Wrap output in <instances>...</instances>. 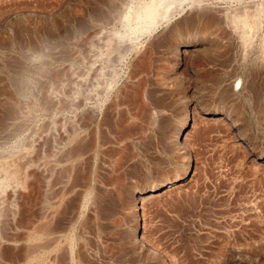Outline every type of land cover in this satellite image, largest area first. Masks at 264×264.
I'll return each mask as SVG.
<instances>
[{"label":"rangeland","instance_id":"obj_1","mask_svg":"<svg viewBox=\"0 0 264 264\" xmlns=\"http://www.w3.org/2000/svg\"><path fill=\"white\" fill-rule=\"evenodd\" d=\"M136 1L0 0V264H66L65 249L80 243V264H158L136 248L128 204L159 182L142 193L139 232L165 264H264V71L251 65L256 52L244 62L231 53L219 20L181 22L159 41L138 75L151 105L142 121L130 116L138 130L110 132L85 151L77 120L65 125L56 152L41 158L50 188L42 177L34 190L36 140L53 115L78 113L82 49ZM262 2L254 0L259 36ZM176 40L200 49L174 69ZM239 79L242 90L231 91ZM185 106L194 116L185 130L190 172L172 182L184 164L172 136Z\"/></svg>","mask_w":264,"mask_h":264},{"label":"bare ground","instance_id":"obj_2","mask_svg":"<svg viewBox=\"0 0 264 264\" xmlns=\"http://www.w3.org/2000/svg\"><path fill=\"white\" fill-rule=\"evenodd\" d=\"M234 1L237 2L234 5H218L213 2V0H138L133 2V4L129 3L130 5L128 7L126 6L127 9L122 14L118 27H111L109 31L99 34L94 41H92L93 45L91 47H87L84 50L82 49L83 53L81 52L82 56L80 60L81 77L79 82V100L77 102L78 113L71 118L68 116L57 118L55 115L50 117L48 121V132L35 142V166L32 175L34 177V190H36V194H38L42 177L43 179L45 178L44 186L50 188L51 168L49 163L41 158L43 157V154L47 155L45 152H48V155H50L49 152L52 153L55 151V148L57 147L56 140L59 135L61 137L65 130L63 129L65 125H72L75 123L74 121L77 120L78 124L75 123V125L79 126L81 132V144L85 151L89 150L95 143L106 141L110 136V132L118 136L122 133V130H133L141 127V122L136 123V121H133L130 116L136 117L142 121L141 119L144 116L146 118L147 114L151 112V105L149 102H145L142 98L138 75L142 72L143 68L149 64L148 62L151 59V54L160 43L159 41L165 37V35L175 31L178 28L177 25H179V23H193V21H197L198 19H202L204 22L206 19L207 21L210 20L214 22L216 20L221 21L225 25L224 31L228 37V41L231 43V53L237 55L236 57L244 62V60L247 61L248 57H250L253 52H256V54L254 53L255 56L250 60L252 62L251 65H253V67L254 65H258L257 67L264 71V34H261L260 36L258 35L263 25L260 17L261 15L256 14L257 5L254 3V0ZM176 17H181L180 22H174ZM158 30H161V33L153 38ZM189 41H191V39ZM196 44L183 43V46H180L177 41L171 45V52L175 59V63L173 64L174 69L183 63L185 53H190L192 55L193 52L200 49ZM83 45L84 44H82V46ZM86 45L87 44H85V46ZM243 64L244 63H242V65ZM156 66L158 65H155V67ZM236 66H239V64ZM191 67L193 66L191 65ZM162 68H164V66ZM235 69H237V67ZM251 69L253 68L251 67ZM227 79L229 78L226 77V80ZM243 82L239 79L236 83L233 84V82H230L228 85L231 91L236 92L240 89L242 90ZM187 89L188 88H186V90ZM183 109L184 113L183 116L181 115V121L176 124L173 122L175 125L173 127L172 137L174 139V146L180 152L184 164L177 173L168 177L172 182H175L176 179L184 177L190 172L191 153L185 138V130L194 116L191 112L192 110H187L186 106ZM260 113L264 119V106L261 108ZM85 158L86 157L84 156V159ZM160 180L163 179H159L158 182ZM162 183H152L148 186L150 188L148 189V192L155 191ZM142 193V190L133 193L132 199L128 204L131 208V219L133 221V225L131 224L132 228L130 236L136 241V243H134L136 248L151 251L159 263L165 264L163 255L157 250V247L152 248V246L149 248L144 242L145 238L140 233L141 231L139 232V221L141 222L140 204L143 198ZM126 199L128 200V198ZM85 252L86 251L81 243L71 247L67 246L65 249L64 261L66 264H80L81 261L87 260V254H85ZM152 254L151 256H153Z\"/></svg>","mask_w":264,"mask_h":264},{"label":"water","instance_id":"obj_3","mask_svg":"<svg viewBox=\"0 0 264 264\" xmlns=\"http://www.w3.org/2000/svg\"><path fill=\"white\" fill-rule=\"evenodd\" d=\"M147 191H148V190H147ZM147 191H143V193H144V192H147Z\"/></svg>","mask_w":264,"mask_h":264}]
</instances>
